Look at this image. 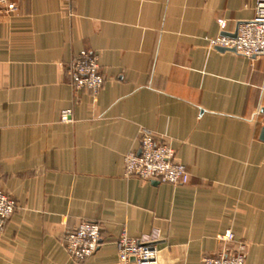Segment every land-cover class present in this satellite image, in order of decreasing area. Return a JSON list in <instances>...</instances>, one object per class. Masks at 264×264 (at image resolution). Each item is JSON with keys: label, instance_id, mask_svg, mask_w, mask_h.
Masks as SVG:
<instances>
[{"label": "crops", "instance_id": "obj_1", "mask_svg": "<svg viewBox=\"0 0 264 264\" xmlns=\"http://www.w3.org/2000/svg\"><path fill=\"white\" fill-rule=\"evenodd\" d=\"M253 16L254 0H17L0 13V190L17 203L0 264H116L122 231L153 230V264H201L241 240L244 264H264V55L208 44ZM82 50L99 58L95 97L67 73ZM141 131L175 150L187 183L125 176ZM85 220L100 243L79 262L63 237Z\"/></svg>", "mask_w": 264, "mask_h": 264}, {"label": "built area", "instance_id": "obj_2", "mask_svg": "<svg viewBox=\"0 0 264 264\" xmlns=\"http://www.w3.org/2000/svg\"><path fill=\"white\" fill-rule=\"evenodd\" d=\"M17 9V0H0V13H12ZM221 28L225 21H218ZM213 48H224L246 57L264 55V0H254V16L238 26L237 35H220L208 39ZM67 73L76 89L90 91L95 97L104 83L96 54L82 50L68 65ZM60 120L72 122V110L64 109ZM124 174L142 180L184 184L189 181L186 166L175 157V150L166 143L158 142L148 131H141L138 150H129L124 155ZM17 207L15 199L0 190V230ZM100 224L93 221H81L74 229L65 233L63 245L71 258L82 262L91 256L100 243ZM164 235L153 230L148 235L133 238L122 231L116 239V264H153L158 259L157 241ZM221 241H232L230 230L220 236ZM247 244L236 241L235 247L223 248L212 256H205L201 264H244Z\"/></svg>", "mask_w": 264, "mask_h": 264}, {"label": "water", "instance_id": "obj_3", "mask_svg": "<svg viewBox=\"0 0 264 264\" xmlns=\"http://www.w3.org/2000/svg\"><path fill=\"white\" fill-rule=\"evenodd\" d=\"M237 35V33L234 35V37ZM220 50H225L224 48H219ZM263 135H264V129H263Z\"/></svg>", "mask_w": 264, "mask_h": 264}, {"label": "rangeland", "instance_id": "obj_4", "mask_svg": "<svg viewBox=\"0 0 264 264\" xmlns=\"http://www.w3.org/2000/svg\"><path fill=\"white\" fill-rule=\"evenodd\" d=\"M2 191V190H1ZM4 192V191H3ZM8 194V193H7ZM11 196V195H10Z\"/></svg>", "mask_w": 264, "mask_h": 264}]
</instances>
